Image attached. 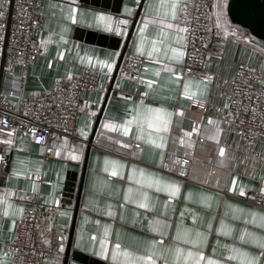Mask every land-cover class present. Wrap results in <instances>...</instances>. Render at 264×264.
Here are the masks:
<instances>
[{
    "label": "crops",
    "instance_id": "obj_1",
    "mask_svg": "<svg viewBox=\"0 0 264 264\" xmlns=\"http://www.w3.org/2000/svg\"><path fill=\"white\" fill-rule=\"evenodd\" d=\"M140 2L43 0L40 56L16 67L19 95L48 91L81 69L98 74L99 87L84 95L76 139L52 138L56 154L46 163L29 136L0 134L9 158L0 177V264H11L5 245L33 194L52 238L63 241L61 257L47 264H62L85 159L71 252L87 264H264V207L241 199L244 190L264 194V157L241 154L226 95L238 62L262 61L264 72V46L229 22V0H212L206 80L180 76L189 0L143 1L126 49L144 58L140 75L128 79L121 64L93 136L98 147L87 150ZM116 17L130 20L121 38L110 34ZM194 100L209 104L205 117L189 111ZM180 158L192 160L188 179L178 176ZM73 257L68 264H83Z\"/></svg>",
    "mask_w": 264,
    "mask_h": 264
},
{
    "label": "built area",
    "instance_id": "obj_2",
    "mask_svg": "<svg viewBox=\"0 0 264 264\" xmlns=\"http://www.w3.org/2000/svg\"><path fill=\"white\" fill-rule=\"evenodd\" d=\"M42 2L0 0V134L18 132L29 136L33 144L43 148L46 163L56 154L50 145L52 138L76 139L75 126L85 105L84 95L98 90L99 76L92 70L81 69L70 78L57 80L48 91L19 95L20 79L15 75L16 67L28 68L40 56ZM213 13L212 0H189L185 6L182 78L207 79V57L214 43ZM129 23L127 18L116 17L111 36L121 38ZM260 44L264 46L263 42ZM251 60L238 62L233 76L226 81L228 121L241 154L248 152L250 156L264 157V72L262 61L253 63ZM144 61L139 55L126 53L122 61L125 76L137 80ZM12 96L19 97L15 106L10 100ZM208 107L209 104L194 100L189 111L205 117ZM88 146L98 147L95 143ZM133 147L140 148V144L134 143ZM8 163V155L0 151V177ZM191 163L190 158H180L178 176L188 179L185 170ZM241 196L245 202L264 207V194L244 190ZM52 233L43 222L39 198L33 194L29 207L23 210L14 237L5 245L11 264H47L61 257L63 241L53 239Z\"/></svg>",
    "mask_w": 264,
    "mask_h": 264
},
{
    "label": "water",
    "instance_id": "obj_3",
    "mask_svg": "<svg viewBox=\"0 0 264 264\" xmlns=\"http://www.w3.org/2000/svg\"><path fill=\"white\" fill-rule=\"evenodd\" d=\"M143 1L144 0H141L140 6L138 7L137 12L135 14V17L132 20L130 31L127 35L124 46L122 48L116 69H115L114 74L111 78L108 90H107L106 95H105V99L103 101V105H102L99 117H98L96 124L94 126V130H93L91 138L89 139L88 145H90L92 143L93 136H94L95 130L97 128L98 121L100 119L104 105H105L106 100L108 98V95L111 91L114 80L118 74V71H119L120 66L122 64V61H123V58L126 54L127 43H128V40L131 36L134 25L138 19V16L140 14V8H141ZM227 17L229 19V22L232 25L239 26L240 28L246 30L251 37H253L254 39L264 43V0H229L228 5H227ZM112 42H114V41H112ZM89 147L90 146H88L87 150H89ZM87 153H88V151H87ZM86 158H87V156H86ZM85 167H86V159H85V163H84L81 175H80L79 185H78L77 192H76V200H75V205H74L73 218H72V223H71V226L69 229V234H68V239L66 242L64 254H63L62 264H68V260H69L70 255H74L73 258H75L76 261L81 262L83 264H87L88 262L92 261V259H90L87 256H82V255L76 254L74 252L73 253L71 252V240H72V235H73V231H74L75 218H76V214L78 211V202H79L80 194H81V190H82V181L84 178ZM6 169H7V167H6ZM6 169L4 170V173L6 172ZM1 179H3V178H1ZM72 187H73L72 183H66L65 184V187H64V192H65L64 197L65 198H67L68 196H71V194L73 193ZM64 201H66V200H64ZM66 203H68V201H66Z\"/></svg>",
    "mask_w": 264,
    "mask_h": 264
},
{
    "label": "snow or ice",
    "instance_id": "obj_4",
    "mask_svg": "<svg viewBox=\"0 0 264 264\" xmlns=\"http://www.w3.org/2000/svg\"><path fill=\"white\" fill-rule=\"evenodd\" d=\"M105 127H107V125H105ZM126 131H127V129H126ZM82 135H83V133H82ZM138 138H139V137H138ZM220 151H221V154H223V151H224V150L221 149ZM73 158L75 159L76 157H73ZM116 247L119 248V245H117ZM261 247H264V244H262ZM189 255L191 256L192 253H189ZM115 256H116V253H115V251H114V252H113V257L115 258ZM140 259H143V260H146V261H150V260H151V257H142V258H140ZM209 264H212V262L210 261Z\"/></svg>",
    "mask_w": 264,
    "mask_h": 264
},
{
    "label": "trees",
    "instance_id": "obj_5",
    "mask_svg": "<svg viewBox=\"0 0 264 264\" xmlns=\"http://www.w3.org/2000/svg\"><path fill=\"white\" fill-rule=\"evenodd\" d=\"M220 17V16H219ZM221 18V17H220ZM213 23V19H212V21H211V24Z\"/></svg>",
    "mask_w": 264,
    "mask_h": 264
}]
</instances>
